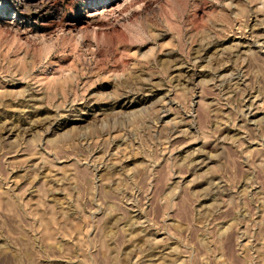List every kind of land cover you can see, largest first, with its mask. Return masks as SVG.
Wrapping results in <instances>:
<instances>
[{
    "label": "rangeland",
    "instance_id": "rangeland-1",
    "mask_svg": "<svg viewBox=\"0 0 264 264\" xmlns=\"http://www.w3.org/2000/svg\"><path fill=\"white\" fill-rule=\"evenodd\" d=\"M0 264H264V0H0Z\"/></svg>",
    "mask_w": 264,
    "mask_h": 264
}]
</instances>
